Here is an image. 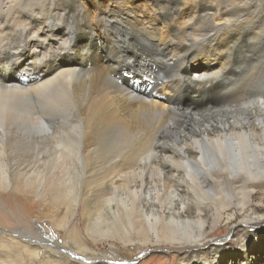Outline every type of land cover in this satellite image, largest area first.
<instances>
[{"label": "bare ground", "instance_id": "bare-ground-1", "mask_svg": "<svg viewBox=\"0 0 264 264\" xmlns=\"http://www.w3.org/2000/svg\"><path fill=\"white\" fill-rule=\"evenodd\" d=\"M262 51L264 0H0V191L65 240L0 231V264H264V99L214 90Z\"/></svg>", "mask_w": 264, "mask_h": 264}, {"label": "rangeland", "instance_id": "rangeland-1", "mask_svg": "<svg viewBox=\"0 0 264 264\" xmlns=\"http://www.w3.org/2000/svg\"><path fill=\"white\" fill-rule=\"evenodd\" d=\"M99 40L105 42V40H102L101 38H99ZM263 52L264 51H262V53ZM67 56H68V54H67ZM63 57H65V56H63ZM260 57H261L260 59L253 61V62H250L248 64L249 66H248L247 71L244 74H242L241 77L239 75V77L231 84V86L229 83H227L223 80H220V82L218 81L217 83H214V90L215 91L222 92L223 90L226 91V89H228V88L230 89V91L227 92L221 98L222 103H226L231 98V96L237 94L238 92H244L243 101L244 100L247 101V102L244 101L245 103H250V102H254L256 100L258 101L260 99L261 100L264 99V95H262V94H264V53H263V55H260ZM75 62L78 63V61H75ZM55 66L57 68L61 67V62H56ZM197 66H198V63H197ZM217 72H218V70H217ZM260 75H261V77H260ZM238 80H240V81H238ZM236 82H238L239 84ZM126 85L129 86L130 83H128ZM253 85H254V87H253ZM251 86H252V88H251ZM238 89H239V91H238ZM249 90L252 92H250ZM143 91L144 90H142V93L144 94ZM188 92H189V90L187 91V94H188ZM248 94H250V95H248ZM254 94H255V96H254ZM202 95L205 97L207 95V93L203 92ZM256 96H258V97H256ZM189 98L192 101L197 99V98H194L193 95H191V96L189 95L188 97L183 98L182 102L184 104L186 102H188L187 103L188 107H190L189 105H191ZM258 98H260V99H258ZM215 100L216 101L219 100V96ZM208 107H212L214 109H217V107L214 106V100L208 101L206 103H202V105L195 106V108H193V109L195 111L196 110L202 111L203 109L208 108ZM9 135L13 136L15 134L10 133ZM11 143H12V141H9V144H11ZM16 162L18 164H20L22 167H26V169H29L31 166H28L27 164L32 162V158H28L27 156L20 155L16 159ZM255 194L256 195L254 196V203L253 204H254V206H256L258 209H260L264 213L263 191L257 190L255 192ZM17 198H19V200ZM33 205H34V208H32ZM35 205H36V207H35ZM229 213H231V212H229ZM47 217H49V215H47ZM0 218H1L0 224H2V225H0V231L1 232L2 231L4 232V230H6L7 232L11 231V233H13L14 231L22 228V226H27L26 222H31L33 229L36 228L38 230V234L36 236H33L35 239H37L40 236V237L44 238L45 240H49L48 242L45 243V245H48L50 247L53 246L52 248H55L56 246L65 247V244H64L65 240H64L63 235L60 236V234L55 230V227L49 218H48V220H45L47 218L44 217L43 206H41L37 202L33 201V199L25 198V197H22L18 194L16 195V193H14V192H2V191H0ZM78 225H80V224H78ZM2 226H4V227H2ZM232 228H233L232 226L229 227L226 225V223H223L221 227L216 228L214 231H212L213 238L214 239H223L225 241L224 242L225 244L223 246L226 247L227 249L231 247L228 244L229 240L227 238L229 237L228 234ZM13 235H15V234H13ZM110 248H111L110 243L101 245L99 247V250L101 249V251L104 253H101L100 257H106V259H109L111 261H115L117 256L110 252ZM61 250H64V249H61ZM129 250H131L133 252V254H131V257H127V256L126 257L128 259H131V260L137 259L139 256L138 254L141 251H144V249L138 251L137 247H134L133 245L129 247ZM255 253L258 254L259 252L255 251ZM175 256H176V254L173 252H151L150 254L143 256L141 259H138L137 264H178L179 261L175 260V258H174ZM100 257H96L94 259H91V262L93 264H105V263H103V260H101ZM125 260H126V258H117L118 263L119 262L123 263Z\"/></svg>", "mask_w": 264, "mask_h": 264}]
</instances>
